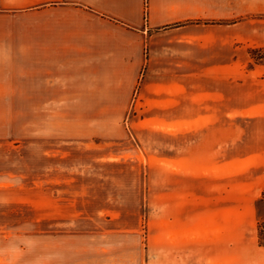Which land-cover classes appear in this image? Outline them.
I'll use <instances>...</instances> for the list:
<instances>
[{
    "label": "rangeland",
    "instance_id": "374dc122",
    "mask_svg": "<svg viewBox=\"0 0 264 264\" xmlns=\"http://www.w3.org/2000/svg\"><path fill=\"white\" fill-rule=\"evenodd\" d=\"M61 7L43 6L54 18L69 15ZM149 49L145 45V60ZM199 51V45L193 47L196 60ZM248 53L245 66L264 69V49ZM140 72L132 84L117 85L105 107L84 106L87 93H75L71 107L0 102V264H75V238H100L87 234L101 230H111V242L105 251L96 250L106 256L94 264H146L143 237L132 230L166 226L167 213L183 210L184 202L192 212L239 210L238 226L251 241L257 224L253 201L264 183L239 185L232 177L231 114L214 103L230 94V77L194 70L187 77L192 111L202 103L212 115L167 123L160 122L167 118L159 111L142 109L152 105L142 104ZM216 111L225 122L214 121ZM228 199H240L238 208L231 209ZM261 251L246 259L264 260Z\"/></svg>",
    "mask_w": 264,
    "mask_h": 264
},
{
    "label": "crops",
    "instance_id": "0c3cea01",
    "mask_svg": "<svg viewBox=\"0 0 264 264\" xmlns=\"http://www.w3.org/2000/svg\"><path fill=\"white\" fill-rule=\"evenodd\" d=\"M144 1L0 0V102L71 107L75 93H87L84 106L105 107L117 85L132 84L141 71L139 95L143 105H152L142 109L159 111L167 118L160 122L189 123L209 113L202 103L192 111L187 77L196 69L204 76L230 77V94L214 103L231 114L232 177L239 185L264 183V69L245 66L249 49H264V0H146L145 20ZM47 3H59L69 15L54 18L43 8ZM191 21L219 24H186ZM167 25L173 28L160 33ZM145 45L151 49L146 60ZM215 115L216 123L225 122L224 114ZM241 124L243 135L236 138ZM228 200L231 209L238 208L240 199ZM185 206L167 213L166 226L132 230L143 237L146 264H264L246 259L264 246L258 245L256 228L251 241L241 231L239 210L192 212ZM110 231L75 238V264L104 258L96 250L110 245Z\"/></svg>",
    "mask_w": 264,
    "mask_h": 264
},
{
    "label": "trees",
    "instance_id": "16d2710c",
    "mask_svg": "<svg viewBox=\"0 0 264 264\" xmlns=\"http://www.w3.org/2000/svg\"><path fill=\"white\" fill-rule=\"evenodd\" d=\"M254 208L257 217V242L259 246H264V189H262L260 196L255 200Z\"/></svg>",
    "mask_w": 264,
    "mask_h": 264
}]
</instances>
